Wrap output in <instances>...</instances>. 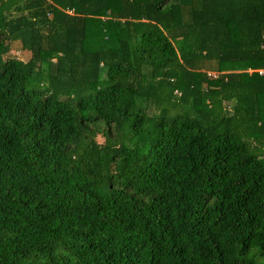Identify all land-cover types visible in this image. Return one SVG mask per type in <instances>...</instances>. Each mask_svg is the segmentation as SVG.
I'll return each mask as SVG.
<instances>
[{
	"label": "trees",
	"instance_id": "1",
	"mask_svg": "<svg viewBox=\"0 0 264 264\" xmlns=\"http://www.w3.org/2000/svg\"><path fill=\"white\" fill-rule=\"evenodd\" d=\"M262 66L264 0H0V264H264Z\"/></svg>",
	"mask_w": 264,
	"mask_h": 264
},
{
	"label": "rangeland",
	"instance_id": "2",
	"mask_svg": "<svg viewBox=\"0 0 264 264\" xmlns=\"http://www.w3.org/2000/svg\"><path fill=\"white\" fill-rule=\"evenodd\" d=\"M10 53V55H12V56H15V57H17V58H19V59H23V60H26L28 57H29V52L28 51H19L18 50V47H16V46H13L12 47V51L11 52H9ZM250 71H252V70H247V72L249 73Z\"/></svg>",
	"mask_w": 264,
	"mask_h": 264
},
{
	"label": "built area",
	"instance_id": "3",
	"mask_svg": "<svg viewBox=\"0 0 264 264\" xmlns=\"http://www.w3.org/2000/svg\"><path fill=\"white\" fill-rule=\"evenodd\" d=\"M255 71H256L258 74H262V73H264V66H262L261 68L256 69ZM208 75H209V76H212V77L215 76V74H213V73H208Z\"/></svg>",
	"mask_w": 264,
	"mask_h": 264
},
{
	"label": "water",
	"instance_id": "4",
	"mask_svg": "<svg viewBox=\"0 0 264 264\" xmlns=\"http://www.w3.org/2000/svg\"><path fill=\"white\" fill-rule=\"evenodd\" d=\"M230 114H232V113H230Z\"/></svg>",
	"mask_w": 264,
	"mask_h": 264
}]
</instances>
